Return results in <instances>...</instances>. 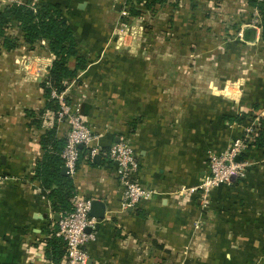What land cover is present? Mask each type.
Instances as JSON below:
<instances>
[{
	"label": "crops",
	"instance_id": "crops-1",
	"mask_svg": "<svg viewBox=\"0 0 264 264\" xmlns=\"http://www.w3.org/2000/svg\"><path fill=\"white\" fill-rule=\"evenodd\" d=\"M36 2L63 6L91 61L66 91L81 103L92 147L104 151L95 161L82 149L71 176L75 198L106 206L103 218L91 213L87 264H264V146L236 156L248 164L245 177L214 190L209 205L180 192L210 173L211 155L250 129L257 136L264 44L255 0H167L149 13L155 34L139 55L110 39L126 0ZM53 62L45 41L33 50L23 40L6 50L0 41V264L65 261L64 243L57 261L49 245L61 214L36 175L44 129L31 117L46 106L42 83ZM68 132L60 123L58 137ZM118 141L136 152V180L160 192L137 208L124 207L119 168L105 155Z\"/></svg>",
	"mask_w": 264,
	"mask_h": 264
},
{
	"label": "trees",
	"instance_id": "trees-1",
	"mask_svg": "<svg viewBox=\"0 0 264 264\" xmlns=\"http://www.w3.org/2000/svg\"><path fill=\"white\" fill-rule=\"evenodd\" d=\"M21 2L0 9V41L6 50L16 49L21 40L30 50H33L36 44L45 41L48 50L54 56L53 65L42 83L46 106L41 113L32 114L31 117L32 125L44 129L41 145L45 153L36 175L44 190L49 192L54 210L61 214L73 209L75 185L70 175L62 173L64 167L62 153L67 138L58 137L59 102L52 98V91L66 92L78 78L80 71L85 70L91 61L81 53V42L61 4L36 0ZM166 2L167 0H126V5L130 16L138 17L146 11L155 14ZM255 3L259 11L261 38L264 44V2L255 0ZM14 29L18 30L20 35L15 34ZM238 120H241V116ZM259 121L257 136L247 140V148L264 146V118ZM59 240L62 241L53 236L49 241V245L54 246L55 261L58 258L60 260L57 251Z\"/></svg>",
	"mask_w": 264,
	"mask_h": 264
},
{
	"label": "built area",
	"instance_id": "built-area-1",
	"mask_svg": "<svg viewBox=\"0 0 264 264\" xmlns=\"http://www.w3.org/2000/svg\"><path fill=\"white\" fill-rule=\"evenodd\" d=\"M264 2V0H257ZM22 3L21 0H0V9L6 5ZM52 98L59 102L58 121L69 125L67 141L62 153L67 174L73 176L78 168L82 149L89 148V156L94 159L104 151L99 147H92L96 136L85 123L82 114L81 103H73L68 100L66 92L52 91ZM250 129L247 136L235 140L229 149L220 154L210 156V173L202 182L194 187H183L181 193L190 192L198 195L205 205L211 202L214 190L231 184L233 176L245 177L248 164L238 162L236 156L247 148V140L252 135ZM105 155L115 163L119 170L118 176L124 188V207L137 208L142 203L152 200L160 192L142 186L136 176L140 170V163L134 148L124 141L114 143ZM5 178L0 175V182ZM93 200L90 198L73 199V209L61 213L58 229L53 236L61 239L66 246L65 261L63 264H87L88 253L86 245L95 239L93 233L88 230L95 227L96 220L91 217Z\"/></svg>",
	"mask_w": 264,
	"mask_h": 264
},
{
	"label": "rangeland",
	"instance_id": "rangeland-1",
	"mask_svg": "<svg viewBox=\"0 0 264 264\" xmlns=\"http://www.w3.org/2000/svg\"><path fill=\"white\" fill-rule=\"evenodd\" d=\"M125 12L122 19L113 23L110 27H114L113 35L110 37L112 39V44L115 46H120L122 48L131 49L132 46H136L139 55L140 51L150 46V38L155 34L154 30L150 36V31L152 32L153 24H151L150 14L146 11L143 15L138 17L130 16L128 6L125 3ZM124 20H127L124 21ZM147 35H149L147 37ZM162 41V39H161Z\"/></svg>",
	"mask_w": 264,
	"mask_h": 264
},
{
	"label": "water",
	"instance_id": "water-1",
	"mask_svg": "<svg viewBox=\"0 0 264 264\" xmlns=\"http://www.w3.org/2000/svg\"><path fill=\"white\" fill-rule=\"evenodd\" d=\"M80 148L83 149L82 146ZM97 158H99V157L98 156L95 157L94 160L96 161ZM62 173L64 175H67V168L66 167H63L62 168ZM98 208L101 209L100 213H95L96 209H98ZM105 212H106V206H105V204L102 201H100V200H94L93 203H92V211H91L92 215H94L96 218H103ZM56 219L58 221H60L61 215H57L56 216Z\"/></svg>",
	"mask_w": 264,
	"mask_h": 264
}]
</instances>
